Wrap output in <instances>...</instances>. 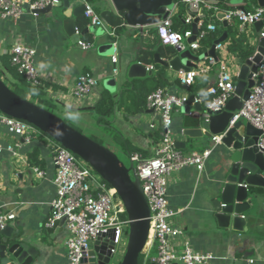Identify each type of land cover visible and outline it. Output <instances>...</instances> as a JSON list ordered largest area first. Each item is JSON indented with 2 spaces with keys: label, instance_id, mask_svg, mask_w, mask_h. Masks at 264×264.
I'll return each mask as SVG.
<instances>
[{
  "label": "crops",
  "instance_id": "0c3cea01",
  "mask_svg": "<svg viewBox=\"0 0 264 264\" xmlns=\"http://www.w3.org/2000/svg\"><path fill=\"white\" fill-rule=\"evenodd\" d=\"M82 2L86 1L70 0V6L74 7ZM227 4L233 3L228 0ZM62 10V7H53L51 13L38 14L37 17L25 10L17 20L0 15V57L8 56L9 48L15 43L34 48L36 51L34 63L41 84L44 85L46 97L56 100L67 110H88L98 100L104 78L109 76L116 78V90L113 94L117 95L122 82L126 80L125 65L129 59L137 57L142 45V34L145 28L150 26L133 27L125 24V29L119 36L110 35L97 27L95 31L88 32L93 38L90 43L92 46L83 49L70 41L59 19L53 20L54 15ZM103 11H108L110 15L117 13L110 0H103L99 15ZM173 11H177L176 7ZM186 11L181 17L185 28L191 27V24L187 25L184 22L185 17L189 15L188 9ZM108 29L113 31L109 27ZM253 30L257 37L247 32L244 34L248 37L249 43L255 45L256 51L259 33L254 27ZM108 42L115 43L117 55L115 64L111 62L110 56H101L97 53V46ZM186 43L187 40H184L185 45ZM190 51L198 54L194 50ZM217 54L226 57L236 82V75L242 63H238L236 57L227 50L226 43L224 49ZM153 67L150 75L134 79L147 77L156 79L158 68L154 65ZM113 68H116V73H113ZM163 68L168 83L158 88L188 96L195 95L199 100L213 84L216 76V67L206 74L196 76L190 86L195 87L202 81H205V86L202 90L192 92L190 86L185 87L181 84L175 71ZM80 73L94 75L98 79V85L91 94L77 101L71 99L69 93L72 83ZM195 103H190L191 115L182 112V106L174 109L170 131L175 141L184 143L181 149L183 152L211 148V153L201 172L188 166L170 174L167 198L169 205L179 211L175 223L183 230L185 238L195 251L208 252L214 256L213 264H242L243 261L247 264V259H253V264H264V187L249 186L252 202L243 213L246 231L237 232L230 227L218 226L213 216L212 202L219 198L224 181L226 149L220 142L213 143L211 137L189 138L182 134V130L192 124L191 116L193 114L199 116L194 109ZM197 104L202 106L200 101ZM137 105L138 111L131 115L126 114L123 109L117 110L112 121L117 124L118 133L127 140V146L132 149V153L147 157L153 153L156 143L160 140L161 127L157 113L147 107L145 101ZM38 135L26 141L20 136L10 134L0 121V142L4 145L19 143L16 148L17 155L14 157L7 151L0 153V212L14 213V218L7 222L13 229V236L38 251L31 264H65L64 241L67 233L64 221L60 219L52 227L45 226V220L50 212L49 202L55 193L53 184L55 166L45 137L37 138ZM114 147H117L116 143ZM32 151L36 159L32 158L31 161L38 162L31 165L29 154ZM38 171H41V174Z\"/></svg>",
  "mask_w": 264,
  "mask_h": 264
},
{
  "label": "built area",
  "instance_id": "2783aa9c",
  "mask_svg": "<svg viewBox=\"0 0 264 264\" xmlns=\"http://www.w3.org/2000/svg\"><path fill=\"white\" fill-rule=\"evenodd\" d=\"M178 1L186 5L189 11V15L184 19L187 25H190L195 17L197 18V33L193 41L187 42V45L184 44V40L192 36L191 27L188 26L182 31L172 29V16L175 13L173 9L176 3L165 18H161L151 26L155 27L161 44L175 49L188 48L196 51L200 46L199 40L217 28L213 17L217 11H220L218 2L217 0ZM57 2L58 0H0V15L17 20L27 10L30 15L37 17V11ZM239 5L243 6L242 3L228 4V8L222 10L225 13L224 20L227 25L236 23L240 32L249 33L250 27H254L255 23L264 21V5L256 6L251 10L241 9ZM206 12L210 18L204 24ZM82 14L88 20L86 27H98L114 35V32L108 29V24L87 2ZM76 33H79L77 28ZM258 33V40L264 39V24ZM76 43L83 49L92 46L81 40ZM224 47L223 42H218L214 45L215 56L205 51L197 54L200 58L188 71H175L181 84L189 87L196 76L206 74L216 67L215 80L206 91L211 99L201 113L206 119L210 113L223 111L227 101L234 95V76L228 61L226 57L217 54ZM35 53L34 48L20 43L13 44L8 50L10 64L31 85L41 84L40 75L34 63ZM110 60L114 64L117 61L115 43ZM145 66L147 70L154 69L152 64ZM113 73H116V68H113ZM252 79L254 84L249 90L248 98L242 100L238 110L231 112L228 127L238 120H246L261 131L256 146L264 151V59L257 65ZM97 85L98 79L94 75L80 73L72 83L69 96L73 100L81 101L91 94ZM199 101V98L194 95L193 102L199 103ZM187 102L188 95L170 92L164 88L154 89L145 99L146 106L157 113L161 130L160 140L150 156L144 157L139 153L130 155V159L135 162V171L150 212L148 239L141 253L144 254L142 264H213L214 256L211 253L195 251L190 246L183 230L175 223L179 211L169 205L167 198L170 174L188 166L201 172L211 153V148L183 152L174 146L175 139L170 131L172 112ZM0 121L10 134L20 136L26 141L34 135H43L51 149L55 166L53 178L55 193L49 202L50 212L45 220V226L52 227L56 221L65 217L64 225L67 233L64 241L65 264H81L93 241L109 230L114 232L113 247L110 249L112 257L118 254L122 258L127 240L125 227H128V220L123 216L124 207L115 190L88 163L84 161L88 165L81 164L79 157L33 125L2 113H0ZM222 135H212V142L219 143ZM18 145V142L5 145L0 142V153L7 151L14 157L17 155ZM38 172L41 174V171ZM13 218V212H0V228ZM154 244L156 255L150 257L148 252ZM253 262V259H247V264H253Z\"/></svg>",
  "mask_w": 264,
  "mask_h": 264
},
{
  "label": "water",
  "instance_id": "95a60500",
  "mask_svg": "<svg viewBox=\"0 0 264 264\" xmlns=\"http://www.w3.org/2000/svg\"><path fill=\"white\" fill-rule=\"evenodd\" d=\"M116 11L123 12L125 24L133 27L151 26L161 18H165L168 11L175 6V0H110ZM239 0H231L233 4ZM257 6H263L264 0H255ZM53 7H62L60 13L54 15L53 20L59 19L64 32L72 43H76L85 32L95 31V27H85L76 33L75 18L82 14L85 3L71 7L70 0H58L56 4L48 5L38 14L51 13ZM239 8L244 9L242 5ZM192 15V14H191ZM224 11H217L214 18L226 27ZM101 18L109 25L110 13L103 11ZM197 18L191 23L192 36L187 39L191 42L195 39ZM264 21L254 24L258 32ZM225 33L215 39L207 51V54L215 56L214 45L223 42ZM141 40V38H140ZM114 52V42H108L97 46V53L101 56H110ZM200 57L193 54L190 49H176V54L169 59H162L158 53L153 54V63L173 71H188ZM264 59V39L258 40L254 54L246 59L239 67L236 75L234 95L227 101L223 111L210 113L208 119L201 115L203 108L194 104V109L199 116L193 114L192 124L185 127L182 134L189 138L202 136L211 137L215 134H223L220 143L225 147V177L219 198L212 202L214 218L218 226L230 227L231 230L243 232L247 230L246 219L243 213L251 204L249 186L264 187V151L256 146L261 131L249 122L236 121L228 127L231 112L238 110L242 100H246L249 90L254 84L252 74L257 65ZM126 80L144 78L151 71L137 60V57L127 61L125 68ZM102 86L113 93L116 90V78L106 77L102 80ZM194 95L188 96V102L181 107V111L191 115L190 103ZM0 113L23 120L43 134L49 136L74 155L85 161L89 166L116 192L121 200L128 220L127 240L124 254L120 264H138L139 255L145 248L149 233V207L143 195L139 178L135 168L126 167L118 156L108 146L100 144L89 136L67 124L61 117L54 114L28 99L21 98L15 94L0 79ZM184 143L176 140L174 146L183 148ZM132 172V175L130 174ZM65 217L61 219L64 221ZM114 232L112 230L97 237L81 264H109L112 254ZM37 250L28 247L13 236V229L9 224L0 228V263L2 264H31L37 255ZM242 264H246L243 261Z\"/></svg>",
  "mask_w": 264,
  "mask_h": 264
},
{
  "label": "trees",
  "instance_id": "16d2710c",
  "mask_svg": "<svg viewBox=\"0 0 264 264\" xmlns=\"http://www.w3.org/2000/svg\"><path fill=\"white\" fill-rule=\"evenodd\" d=\"M85 1L92 6L95 12L99 14L101 10V5L103 4V0ZM253 1L255 2V0ZM217 2L218 8L220 10H225L228 8V0H217ZM175 3L177 11L172 16V29L176 31H182L185 29V27L183 26L181 17L184 10L187 9V6L183 3H180L178 0H175ZM213 21L217 25V28L215 31L206 34L203 38L199 40L200 46L196 50L198 54H202L206 50H208L211 47L213 41L219 38L223 33H225V39L223 43H226L227 50L236 57L238 63H243L254 53L255 45H251L249 43L248 37L246 36V34L238 30L236 23L223 27L220 24V21L214 17ZM206 22L207 19L205 18L204 24ZM87 24L88 20L83 16V14H80L76 17L75 25L79 32L82 31L87 26ZM108 27L113 30V36H119L122 34L125 29V21L123 19L122 11H117V13H111L110 24L108 25ZM79 40L85 43H92L93 38L90 33L85 32L80 36ZM154 53H158L159 56L169 59L176 54V49L172 46L161 44L156 33L155 27L150 26L146 27L144 34H142V45L138 51L137 60L143 63L153 64L155 67H157L158 74L156 79L147 77L145 79L124 80L120 86V89L118 90L117 95H114L106 89L101 88L98 100L93 104L91 108L88 109L94 115L95 121L99 126L109 127L113 115L117 110L123 109L126 114L129 115L136 113L139 109V106L137 104L143 103L148 93L158 87H164L168 83L164 68L158 64L153 63ZM8 75L11 78H9ZM0 79L15 94H17L21 98L28 99L36 105L55 114V105L51 102L50 99L46 97L44 85H31L30 83H28L26 79L17 72L16 68L10 64L9 56L0 57ZM204 83L205 81H202L195 87L190 86L189 89L192 92H195V90L197 89L202 90V87L205 86ZM210 99L211 96L205 92L204 96L200 98V104L205 107L206 104L210 101ZM64 121L70 126L74 127L66 120ZM74 128L77 129L76 127ZM115 136V140L121 143L122 147H126L129 155L132 154V149H129V147L127 146V140L122 138L119 133ZM43 137V135L37 136V138L41 139H43ZM93 140L98 142L95 139ZM35 157L36 155L32 151L29 154L31 165L34 164L33 162H38L36 160L33 162L31 161L32 158L36 159ZM123 216L126 217L125 212ZM125 234H127V230H125ZM139 262L140 258H138V263ZM117 264H120V262H118Z\"/></svg>",
  "mask_w": 264,
  "mask_h": 264
},
{
  "label": "rangeland",
  "instance_id": "374dc122",
  "mask_svg": "<svg viewBox=\"0 0 264 264\" xmlns=\"http://www.w3.org/2000/svg\"><path fill=\"white\" fill-rule=\"evenodd\" d=\"M238 3L244 4L245 8L247 9H254L256 7V1L254 2L253 0H239ZM186 10L187 9H185L183 13L187 12ZM206 19H209V14L207 12ZM249 33L253 35V37L258 36L256 32L254 33L253 27H250ZM8 77L11 78L9 75ZM50 100L55 105V114H57L63 120L69 122L83 134L90 136L103 145L108 146L112 151H114V153L126 165V167L135 168V162L130 159V155L128 154L126 147H122V145L115 140V135L118 134L119 129L114 121L111 120L109 127L99 126L96 123L94 115L91 111H73L70 109L67 110V108L63 105H59L56 100ZM242 120L246 122V120ZM114 143L117 144V147H114ZM78 160L81 164L88 165L81 159L78 158ZM130 174L132 175L131 171ZM125 230L128 231V227H125ZM153 247L154 248L148 252V256L150 257L156 255L155 244L153 245ZM143 256L144 254L139 255L140 262L138 264H142ZM120 259L121 257L118 254H115L111 258L109 264H117L118 262H120Z\"/></svg>",
  "mask_w": 264,
  "mask_h": 264
}]
</instances>
